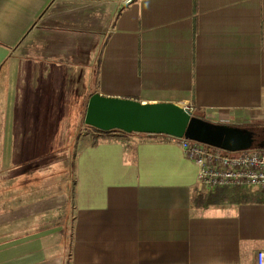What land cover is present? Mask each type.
<instances>
[{"label": "crops", "instance_id": "1", "mask_svg": "<svg viewBox=\"0 0 264 264\" xmlns=\"http://www.w3.org/2000/svg\"><path fill=\"white\" fill-rule=\"evenodd\" d=\"M100 9L106 36L96 72L86 66L75 78L77 36L91 33L75 16ZM0 75V131L5 142L21 141L1 155L0 264H256L264 203L197 206V195L216 189L165 135L83 128L90 140L74 165L68 92L85 85L81 116L98 93L192 106L209 122L241 129L264 124V0H0ZM53 92L62 106L48 99ZM61 137L73 140V168L64 198L51 206L26 182L44 175L42 159ZM10 160L19 163L11 171L19 181L3 176Z\"/></svg>", "mask_w": 264, "mask_h": 264}, {"label": "water", "instance_id": "2", "mask_svg": "<svg viewBox=\"0 0 264 264\" xmlns=\"http://www.w3.org/2000/svg\"><path fill=\"white\" fill-rule=\"evenodd\" d=\"M84 124L103 132L116 130L185 138L226 152L253 147V135L249 130L209 122L170 102L141 103L95 93L86 106ZM259 145L264 147L263 143Z\"/></svg>", "mask_w": 264, "mask_h": 264}, {"label": "rangeland", "instance_id": "3", "mask_svg": "<svg viewBox=\"0 0 264 264\" xmlns=\"http://www.w3.org/2000/svg\"><path fill=\"white\" fill-rule=\"evenodd\" d=\"M117 9H118V7H117ZM115 15H116L115 10L113 13L109 12V14H108L109 19L111 20L110 17H112V20H113ZM77 18L79 20L85 22V24L89 26V31H91V33H89V34L86 33V35L84 36V38L86 40L90 41L89 42L90 47L88 48V49H90V52H89V54H88L89 56L87 58L90 60L86 63L79 61L80 60L79 58L82 54H83V57L87 55L88 49L85 51H83V49H85L88 44H87L85 39L77 36V39H76L77 40V42H76L77 47L82 50V53H81V51H79L76 54L77 58L72 59L70 61L71 63H75V66H74L75 68L72 69L73 76H75V78L77 75L79 77L80 74L82 73V71L85 72L86 66L89 67V68H87V70L96 72V64L98 61V57L101 53V49H102L101 47L105 41V36H106L105 31H102V32L100 31V27H102L106 21L105 17L102 14L101 9L96 10V11L81 12L77 16H75V19H77ZM110 20H108V21H110ZM99 31L101 33H98ZM94 47H95V49H94ZM70 53H72L71 50L69 51V54ZM82 61H84V60L82 59ZM4 68H5V66L3 65V67H1V72ZM86 74H88V71L85 73V76H86ZM2 80H3V77L0 75V87L2 85ZM84 86L85 85H83V82L79 86L76 84H73L69 88V92H68L69 93L68 94V96H69V100H68L69 103L68 104L70 105V107L75 106V108H76L75 109V117L73 118V121H75V123L71 122V120H72L71 114L69 117L70 118L69 130L72 132V127L75 126V131L77 132L76 136L78 137V140H76V142H75V144H76L75 154L76 155L73 158L74 165H75V163L79 157V154L81 153V151L83 149V146L86 145L90 140L88 137V134L85 136L81 135L82 132H84V130H82V129L87 128L85 125L82 124L84 121V114H82V116H81V114L79 115L81 100H83L81 94L84 93L86 90V88ZM15 89H17V88H15L13 86V90H15ZM13 95H17V97L19 99V96H20L19 93L15 92V94H13ZM2 97H3V94L0 93V101L3 104H5V102L3 100V99H5V95H4V98H2ZM47 97H48V99H50V101H53V102L58 101L59 102L58 105L61 104V106H62L64 104L63 96L61 95L59 97L57 95V93H55V92H53L50 96H47ZM83 104H84V106L86 105L85 101L83 102ZM9 111H10V109H7V108L6 109L4 108V110H2L3 114H5V115H8ZM65 113H67V111ZM252 124L253 125L247 126L246 129L249 130L253 134V147H252V149H253V148H256L258 146V143L261 142L263 137H264V124H259V123H252ZM62 128L65 129L66 126H62ZM9 137H13L15 139V138H17V135L14 133V134L9 135ZM62 137L60 140L53 141L50 143L51 148L55 149V151H52L49 156H45V158H44L45 161H44V159H42L43 163H44L43 164L44 175L41 174L40 176L38 175V177H36V175H33V179L31 180V182H26V185H28L26 190L28 188L30 189V187H31V190L35 194H41L43 192L42 194L44 196H50L48 198H50L49 202H50L51 206H55L58 204V202H56V200L55 199L53 200L52 198L57 197L58 200H60V198H64L63 194L67 190V186H68L67 183H65V180H66V172H70V163L71 162L69 159L70 156H68V155L69 154L71 155V152H72V150H71L72 145L71 144H73V140L70 141L66 138L63 139ZM20 143H21V141H17L16 139L5 142L4 134L2 131H0V169L2 167V161H3V158H1L2 153L6 152L8 150L9 144H11V152H12V154H14L15 149L20 147ZM5 144H6V148L4 150L3 147ZM29 147H32V146L29 145L28 148ZM39 152H41V151H39ZM6 164H7V162H6ZM8 166H9L8 172H5V174L3 176L9 175L11 173V171L16 170L19 166V163H18V161L16 162V161L10 160V163ZM72 168H73V166H72ZM22 170L23 171L25 170V172L27 171V169L25 167ZM31 173H32V171H29V174H31ZM38 173H40V171ZM11 174L13 175L12 181H16L15 179H18L17 177H14L16 172H12ZM18 174H20V171L18 172ZM1 177H2V174H0V178ZM75 179L76 178H75V175H74L73 170H72V172L70 173V178H69V180L72 182V187H71L72 191H73V183H74ZM18 181H19V179H18ZM23 182H25L24 179L21 182V184ZM16 184H17L16 182H13V188L11 189V193H10V197H12V198H16V196H18V193H19L18 189H20V188L18 185L16 186ZM21 184L19 182V185H21ZM0 192H2V189H0ZM43 195H41V196H43ZM6 196H7V194H6ZM73 203H74V200H73ZM46 206H47V204H46ZM54 214H56V212H54ZM62 246H64V245L59 244V246L55 249L56 252L59 251V253H61L63 251ZM64 260L67 261L68 260L67 257H65Z\"/></svg>", "mask_w": 264, "mask_h": 264}, {"label": "built area", "instance_id": "4", "mask_svg": "<svg viewBox=\"0 0 264 264\" xmlns=\"http://www.w3.org/2000/svg\"><path fill=\"white\" fill-rule=\"evenodd\" d=\"M192 114V106L184 107ZM185 158L197 167L198 180L211 189L225 186H252L264 191V148L230 154L218 148L177 139ZM256 264H264V251H258Z\"/></svg>", "mask_w": 264, "mask_h": 264}, {"label": "trees", "instance_id": "5", "mask_svg": "<svg viewBox=\"0 0 264 264\" xmlns=\"http://www.w3.org/2000/svg\"><path fill=\"white\" fill-rule=\"evenodd\" d=\"M121 11H123V9H121L120 12ZM198 114L199 112L194 110L193 115L198 116ZM86 127L89 129H92L94 132L98 134H111V133L127 134V133L116 131V130L109 131V132H103L93 127H89V126H86ZM141 135H144V134H141ZM94 141L96 142V138ZM69 159L71 162L72 158H69ZM71 165H72V162L70 163V169L72 168ZM68 174L69 172H66L65 183H67L68 181V178H67ZM248 202L264 203V191H261L259 189H254L252 187H246V186H233V187L228 186V187H220L213 192H208L207 194H199L194 198V203L197 206H203V207H206L209 205L241 204V203H248Z\"/></svg>", "mask_w": 264, "mask_h": 264}, {"label": "flooded vegetation", "instance_id": "6", "mask_svg": "<svg viewBox=\"0 0 264 264\" xmlns=\"http://www.w3.org/2000/svg\"><path fill=\"white\" fill-rule=\"evenodd\" d=\"M83 39H85L84 37H82ZM86 40V39H85ZM86 42H87V47L85 48V49H83V51H85V50H87L89 47H90V45H89V40H86ZM76 45H77V43H76ZM76 48V47H75ZM80 49V48H79ZM76 52H75V54L73 53V55L75 56L78 52H79V50H78V48H76V49H74ZM81 53H82V51H81ZM82 57H83V54L80 56V61L82 62ZM75 58H77V56H75ZM253 135V134H252ZM259 144V143H258ZM36 146H37V148H39L40 147V145H41V142H37L36 144H35Z\"/></svg>", "mask_w": 264, "mask_h": 264}]
</instances>
